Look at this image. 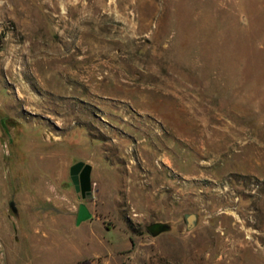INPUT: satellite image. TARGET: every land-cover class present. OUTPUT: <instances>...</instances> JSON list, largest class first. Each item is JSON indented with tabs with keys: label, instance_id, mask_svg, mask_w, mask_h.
Returning a JSON list of instances; mask_svg holds the SVG:
<instances>
[{
	"label": "rangeland",
	"instance_id": "374dc122",
	"mask_svg": "<svg viewBox=\"0 0 264 264\" xmlns=\"http://www.w3.org/2000/svg\"><path fill=\"white\" fill-rule=\"evenodd\" d=\"M19 211L96 264H264V0H0V264Z\"/></svg>",
	"mask_w": 264,
	"mask_h": 264
},
{
	"label": "crops",
	"instance_id": "0c3cea01",
	"mask_svg": "<svg viewBox=\"0 0 264 264\" xmlns=\"http://www.w3.org/2000/svg\"><path fill=\"white\" fill-rule=\"evenodd\" d=\"M18 217L30 242L31 264H96V254L87 256L84 252L89 242L76 241L69 232L67 234L72 228L71 223H67L71 214L65 211H19ZM91 229V238L96 244V231Z\"/></svg>",
	"mask_w": 264,
	"mask_h": 264
},
{
	"label": "water",
	"instance_id": "95a60500",
	"mask_svg": "<svg viewBox=\"0 0 264 264\" xmlns=\"http://www.w3.org/2000/svg\"><path fill=\"white\" fill-rule=\"evenodd\" d=\"M69 174L71 181L76 191L80 192L82 198L88 197L92 192V180H91V164L83 161H75L69 167ZM12 208L15 210L13 201L10 202ZM91 210L88 208L84 201H80L76 213V222L91 217ZM187 228H191L195 225L197 220V214L195 212H188L185 214ZM166 227L165 223H161L159 230H163Z\"/></svg>",
	"mask_w": 264,
	"mask_h": 264
},
{
	"label": "flooded vegetation",
	"instance_id": "af4514ba",
	"mask_svg": "<svg viewBox=\"0 0 264 264\" xmlns=\"http://www.w3.org/2000/svg\"><path fill=\"white\" fill-rule=\"evenodd\" d=\"M11 202V201H10ZM160 222H157V223H154L153 225H152V229L153 230H159V227H160Z\"/></svg>",
	"mask_w": 264,
	"mask_h": 264
}]
</instances>
